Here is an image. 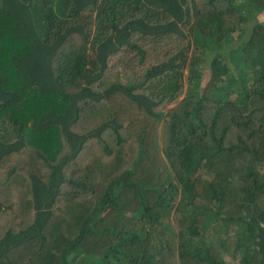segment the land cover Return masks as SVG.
I'll list each match as a JSON object with an SVG mask.
<instances>
[{
  "label": "trees",
  "instance_id": "16d2710c",
  "mask_svg": "<svg viewBox=\"0 0 264 264\" xmlns=\"http://www.w3.org/2000/svg\"><path fill=\"white\" fill-rule=\"evenodd\" d=\"M263 10L0 0V264H264Z\"/></svg>",
  "mask_w": 264,
  "mask_h": 264
},
{
  "label": "clouds",
  "instance_id": "9594fccd",
  "mask_svg": "<svg viewBox=\"0 0 264 264\" xmlns=\"http://www.w3.org/2000/svg\"><path fill=\"white\" fill-rule=\"evenodd\" d=\"M256 21H255V23H258V22H261L262 24H264V10L263 11H261V12H259V14H258V16L256 17ZM162 41H159V40H155V41H153V42H151V44H152V46H150L151 47V49H156V48H158L160 45H169V46H173V44H171V42H170V40L168 39V41H166V42H162ZM205 66H207V65H205ZM167 119L168 120H170V117H167ZM232 245V244H231Z\"/></svg>",
  "mask_w": 264,
  "mask_h": 264
},
{
  "label": "rangeland",
  "instance_id": "374dc122",
  "mask_svg": "<svg viewBox=\"0 0 264 264\" xmlns=\"http://www.w3.org/2000/svg\"><path fill=\"white\" fill-rule=\"evenodd\" d=\"M170 42H171V44H173V47H175V48L178 47V44H177V42H175V40L170 39ZM163 48H168V47L163 46V45H160V46L157 48V50H160V49H163ZM168 49H169V48H168ZM141 65H143V64H141Z\"/></svg>",
  "mask_w": 264,
  "mask_h": 264
}]
</instances>
